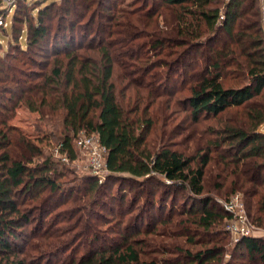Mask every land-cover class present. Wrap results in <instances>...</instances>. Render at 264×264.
I'll return each mask as SVG.
<instances>
[{
  "label": "trees",
  "instance_id": "1",
  "mask_svg": "<svg viewBox=\"0 0 264 264\" xmlns=\"http://www.w3.org/2000/svg\"><path fill=\"white\" fill-rule=\"evenodd\" d=\"M21 1L32 10L22 17L16 8L7 38L0 36V264H264V235L235 240V210L210 194L231 202L240 193L251 223L264 229L262 0L123 5L111 16L108 39L85 49L88 33L74 31L91 27L82 24L81 4L97 17L106 0ZM120 17L137 27L116 38ZM44 48L54 55L39 63ZM180 70L190 83L182 97L174 78ZM19 102L55 128L58 121L60 151L71 160L80 134H98L106 177L64 180L60 166L67 164L9 124L10 103ZM182 107L187 129L217 122L193 137L191 150L170 146L190 136L173 124ZM57 197L51 220L43 219ZM169 198L182 199L179 211L172 204L166 214ZM64 214L66 224L57 225ZM28 232L39 237L30 250L22 244ZM83 237L85 252L80 246L52 263Z\"/></svg>",
  "mask_w": 264,
  "mask_h": 264
},
{
  "label": "rangeland",
  "instance_id": "2",
  "mask_svg": "<svg viewBox=\"0 0 264 264\" xmlns=\"http://www.w3.org/2000/svg\"><path fill=\"white\" fill-rule=\"evenodd\" d=\"M11 0H0V36L1 37H5L7 38V35L4 33V28L6 26V22L10 23L12 22L13 16H14V12L17 8L16 11V15H20V16H27V14L32 10L34 5H30L27 6V4L25 5L23 1L21 0H14V2H10ZM90 1V0H89ZM149 1V4L153 3V0H106L104 3V6L101 7L100 9V14L95 18L94 17V12L90 9H87L84 5L87 3V1H84V3L81 4V10H82V24L83 25H87L88 22L91 23V27L88 28L86 27H81L80 24L76 25L75 27V32L79 33L80 32H84L85 34L88 33L87 38L84 42V45L82 46V49H85L86 46L89 45H93L96 46L98 43L102 42V40H107L108 39V29L111 26V19L115 13H117V9H119L120 7H122L123 5H131L134 2H139L144 4V2ZM156 1V0H155ZM158 1V0H157ZM99 3L102 2V0H98ZM90 3V2H89ZM157 5L156 3H154V6ZM100 4H97V2L94 3L93 8H99ZM128 7V6H126ZM12 8V11L9 12V9ZM2 9H6V11H4L2 13ZM8 17L7 20L5 19V17ZM3 14V15H2ZM93 18H95V21L93 22ZM162 20V18H160ZM92 20V21H91ZM119 22V26H118V31L116 33V38L119 36L118 32L119 30L122 31L121 36H124V33L126 30H130L132 27H137V23L135 21V19H132V17H127V19H123L122 17H120V21ZM99 23H102V27H99ZM19 26V25H17ZM0 51H2L1 46H0ZM94 53L93 51H89ZM54 55V53L51 51V49H47L44 48L42 50H39L38 53L35 56V60H37V62H45L48 59L52 58ZM155 60L158 61V57H155ZM169 60H173V57H170L168 59ZM156 62V61H155ZM162 63H158V65H161ZM22 65V64H21ZM41 65V64H40ZM36 66V70H40L41 66ZM23 69L26 70L28 69V65H22ZM164 68V67H161ZM174 78L176 79V92H179L178 95L179 96H185L188 94L189 92V86L190 83L188 81H186L184 79V76L182 75V71L180 70L178 73H176L174 75ZM9 97V95H7ZM10 106H12V111L13 113H9L11 114L10 118H9V124L15 128H17L19 131H21V133H23L29 140H31L32 142H34L36 145H38L44 152L45 156H52L56 161L58 162H64L67 165H65V167L63 168V166H60L61 170H63L66 174V177H64V180H69V179H76V181H80L81 179H83L85 176L88 175V173H93L91 171V168L89 166V160H88V154L85 150V148H80L79 146H77L76 144H74V148L76 150V158L74 160H71L69 154L67 153H63L60 151V147L61 144L60 139H61V129H60V125L57 121V128L54 127L52 121H49V119H43V117H41L40 113L38 111H33L30 109L29 106H27L25 103L19 102L17 104V106H15V104L10 103ZM179 115H177L176 119H174L173 124L175 125H179V130L180 132H187L189 133V137L186 140L185 144H170L171 147L173 148H181V149H189L191 150L192 147H195L196 144L193 137L194 136H198L200 137V131H202L204 129V127L209 126L210 124L213 125H217L216 120L214 119H209V120H204L201 121L200 123V127L197 128L195 125L191 126L188 125V129L187 126L184 127L185 124V116H187V111L184 109V107H182L179 111ZM190 127V128H189ZM261 127V126H260ZM263 127V126H262ZM260 129V128H259ZM183 130V131H182ZM204 133V131H202V134ZM212 134L210 135L209 132H205V138H212ZM204 137V136H203ZM181 138V135L179 137H177L175 140H179ZM42 159V158H39ZM213 169V168H212ZM211 169V170H212ZM94 177L98 178L100 177L99 175L93 174ZM214 180L212 179L211 182H209L211 185L214 184ZM73 185V181L71 182ZM118 183L113 184V191H116L118 188ZM109 192V191H108ZM210 194H213L217 197V199L219 200V202L221 204H225V206H229L230 208L232 207L235 212H236V225H241L243 222H241L243 219L246 220V222L250 223L252 222L251 219H249L247 213H246V205L245 202L243 200V198L241 197L242 195L240 193H238L237 195H235L232 198V201L229 202L226 197L224 195L218 194L216 192V190H212L210 191ZM25 200L29 199L27 197H24ZM74 198L75 195H72L70 200H72L71 203L74 202ZM23 200V199H22ZM60 197H57L56 199H54L46 208V210L43 213L42 217L43 219L45 218L47 221L51 220L52 212L53 210L56 208L57 203H59ZM29 200L27 201L26 204H29ZM175 204L172 202L171 198L168 199V203H167V208H166V214L168 212H170V208L171 205ZM181 204H182V199L177 200L176 204H175V209L177 211L180 210L181 208ZM232 205V206H231ZM28 206V205H26ZM157 208V207H156ZM135 212H140L138 210H136ZM152 212L155 214L157 213L156 209H153ZM39 214V213H38ZM47 214V215H46ZM46 215V216H45ZM65 218V214L62 215L61 217H59L58 220H61L57 225L62 226L63 224H66V221H63ZM177 218V217H176ZM54 221V220H53ZM162 225L159 226L158 229H161ZM42 232L45 228H41ZM47 231L49 230V227L47 226ZM255 232H257V230H255ZM29 233V232H28ZM41 232H39L38 234H40ZM260 233V232H258ZM30 234V240H29V244L27 245V243H25V241H22V244H26V248H28L29 246V250L32 248V246L36 245L35 242L38 240L39 237H37L36 239L33 238L32 233ZM33 238V239H32ZM161 238V237H159ZM175 240V239H174ZM179 240V239H178ZM184 240V238H183ZM43 241H47L46 239H44ZM169 241L171 242L172 240L169 239ZM85 243H88V241L83 237L79 240H77V242L70 247V249L66 250L65 253H61L59 255H55L54 257H51V261L52 263H58L60 262L62 259L65 258V256L73 249H77L80 251H84L85 252ZM191 248H196L193 247L192 245H189ZM37 252H32L29 255V260L33 259V262H35V256H36ZM79 255V254H78ZM48 262V258H46V260L43 261V264H46ZM32 264V263H31Z\"/></svg>",
  "mask_w": 264,
  "mask_h": 264
},
{
  "label": "built area",
  "instance_id": "3",
  "mask_svg": "<svg viewBox=\"0 0 264 264\" xmlns=\"http://www.w3.org/2000/svg\"><path fill=\"white\" fill-rule=\"evenodd\" d=\"M10 2H14V0H11ZM11 10L12 8L9 9V12ZM260 131L264 133V130ZM76 144L80 148H85L88 154L89 166L91 168V171L93 172V174L99 175L100 177L98 178L102 181L106 177V174L108 172L106 164L107 148L106 146L101 144L98 134H80L76 139ZM227 207L230 208L229 206ZM241 222H243L241 225H236V222H233L229 226L233 230L235 240H238V238L244 234H252L253 232H255V230H257V227L253 223H247L244 219Z\"/></svg>",
  "mask_w": 264,
  "mask_h": 264
},
{
  "label": "crops",
  "instance_id": "4",
  "mask_svg": "<svg viewBox=\"0 0 264 264\" xmlns=\"http://www.w3.org/2000/svg\"><path fill=\"white\" fill-rule=\"evenodd\" d=\"M262 2H263V6H264V0H262ZM262 126H263V128H262ZM260 130H264V123L261 125ZM258 232H260V233H258ZM256 233L264 235V229H258Z\"/></svg>",
  "mask_w": 264,
  "mask_h": 264
}]
</instances>
